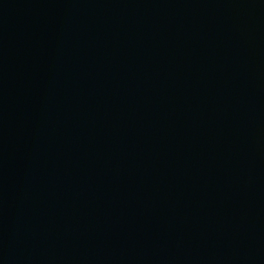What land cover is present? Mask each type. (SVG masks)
<instances>
[{"label":"water","instance_id":"obj_1","mask_svg":"<svg viewBox=\"0 0 264 264\" xmlns=\"http://www.w3.org/2000/svg\"><path fill=\"white\" fill-rule=\"evenodd\" d=\"M236 129L264 244V0H189Z\"/></svg>","mask_w":264,"mask_h":264}]
</instances>
